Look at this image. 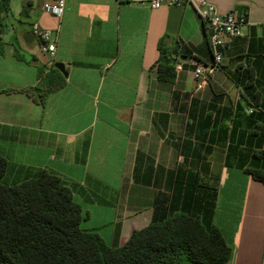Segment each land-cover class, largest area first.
Instances as JSON below:
<instances>
[{
  "label": "crops",
  "instance_id": "0c3cea01",
  "mask_svg": "<svg viewBox=\"0 0 264 264\" xmlns=\"http://www.w3.org/2000/svg\"><path fill=\"white\" fill-rule=\"evenodd\" d=\"M44 1L10 0L3 18L1 182L41 168L58 175L81 207L80 227L111 247L150 223L160 196L168 213L220 230L224 264H264V183L246 171L264 170L253 156L264 149V0H209L247 23L199 87L193 70L213 54L190 5L65 0L58 17ZM33 22L55 33L53 56L40 51ZM160 48L172 80L158 78ZM56 62L66 82L43 105L6 91L36 84Z\"/></svg>",
  "mask_w": 264,
  "mask_h": 264
},
{
  "label": "trees",
  "instance_id": "16d2710c",
  "mask_svg": "<svg viewBox=\"0 0 264 264\" xmlns=\"http://www.w3.org/2000/svg\"><path fill=\"white\" fill-rule=\"evenodd\" d=\"M9 5L10 0H0V34ZM156 70L163 80L175 76L161 48ZM65 82L64 74L50 65L45 73L39 68L36 84L6 91L25 92L43 105L47 94ZM253 156L264 158V149ZM6 166L0 155V264H224L230 256L216 226L206 227L190 213H168L160 196L150 223L111 247L96 232L80 227L81 207L58 175L41 168L33 177L4 184ZM246 171L264 183L263 169Z\"/></svg>",
  "mask_w": 264,
  "mask_h": 264
},
{
  "label": "built area",
  "instance_id": "2783aa9c",
  "mask_svg": "<svg viewBox=\"0 0 264 264\" xmlns=\"http://www.w3.org/2000/svg\"><path fill=\"white\" fill-rule=\"evenodd\" d=\"M126 3H143L151 8L159 7L162 4H188L190 5L200 19L205 23L207 28V39L209 48L213 54V62L209 64H196L193 75L197 79V86L207 82V78L221 61V54L218 48L225 41L241 33L242 27L247 23L244 12L237 13L229 11L226 13L219 12L214 4L209 0H119ZM65 5V0H45L42 8L52 12L55 16L60 17ZM32 34L39 42L40 51L53 56L56 46V38L53 30L42 27L33 22L30 25Z\"/></svg>",
  "mask_w": 264,
  "mask_h": 264
},
{
  "label": "water",
  "instance_id": "95a60500",
  "mask_svg": "<svg viewBox=\"0 0 264 264\" xmlns=\"http://www.w3.org/2000/svg\"><path fill=\"white\" fill-rule=\"evenodd\" d=\"M54 66H55L56 68H58L61 72H63V73L65 74L63 64H61V63H59V62H56V63H54Z\"/></svg>",
  "mask_w": 264,
  "mask_h": 264
},
{
  "label": "rangeland",
  "instance_id": "374dc122",
  "mask_svg": "<svg viewBox=\"0 0 264 264\" xmlns=\"http://www.w3.org/2000/svg\"><path fill=\"white\" fill-rule=\"evenodd\" d=\"M3 180H6V177H5V179H3Z\"/></svg>",
  "mask_w": 264,
  "mask_h": 264
}]
</instances>
